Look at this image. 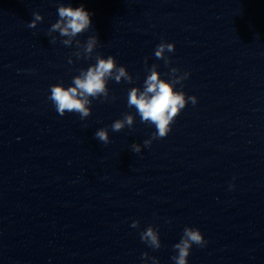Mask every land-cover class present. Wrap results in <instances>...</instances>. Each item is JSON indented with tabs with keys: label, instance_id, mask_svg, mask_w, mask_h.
Listing matches in <instances>:
<instances>
[{
	"label": "water",
	"instance_id": "1",
	"mask_svg": "<svg viewBox=\"0 0 264 264\" xmlns=\"http://www.w3.org/2000/svg\"><path fill=\"white\" fill-rule=\"evenodd\" d=\"M61 3L92 13L76 37L97 36L91 57L47 35ZM33 12L43 20L29 28ZM162 40L168 65L154 55ZM97 54L133 83L110 79L84 120L59 115L50 86L68 87ZM153 64L165 80L187 71L175 90L197 103L145 147L155 125L127 94ZM126 112L133 126L112 131ZM105 126L107 144L94 137ZM149 225L159 249L140 239ZM186 226L207 241L187 264H264V0H0V264H142L145 252L175 264Z\"/></svg>",
	"mask_w": 264,
	"mask_h": 264
},
{
	"label": "clouds",
	"instance_id": "2",
	"mask_svg": "<svg viewBox=\"0 0 264 264\" xmlns=\"http://www.w3.org/2000/svg\"><path fill=\"white\" fill-rule=\"evenodd\" d=\"M57 11L59 18L51 24L47 33L48 36H51L52 42L57 39L52 34L58 32L60 37L63 38L61 41L63 45L72 46L75 44L76 51L74 55L77 59H80L82 55L85 59L91 57L98 44L97 36H89L84 43H81L76 37L89 29L92 13L86 11L83 5L72 7L71 4L65 6L63 3L57 6ZM32 15L34 18L28 24L29 28H35L37 22L43 20L39 12H33ZM173 51L174 44L162 40L156 46L154 55L157 59H162L165 65H168L170 60L165 53ZM68 63H73L71 57H69ZM145 65L147 66V57H145ZM157 68L158 65L156 64L148 67L143 87H131L127 94V106L129 108L135 107L141 122L155 125L156 131L152 134V137L143 141L145 147L150 146L152 140L167 136L171 131V125L175 117L180 114L189 101L193 106L197 103L195 96H187L186 98L182 90H175L177 84H181V88L183 87L182 81L189 76L187 71L181 73L178 68L172 67L165 74L169 79L165 80L160 78L161 74L157 71ZM110 79L117 83L122 79L130 84L133 83V77L124 66L117 65L113 56L109 55L107 58H103L97 54L95 63L89 65L86 69H79V74L72 78V83L68 87H65L62 83L51 85L48 99L59 115L63 116L66 112H75L79 114L81 120H84L91 114L90 105L92 100L97 98L107 100L109 98L107 82ZM133 124L134 116L126 112L121 119L115 120L110 127L112 131L118 132L126 126L131 128ZM94 137L107 144L109 142L108 126L96 130ZM131 149L134 153H139L141 145L133 143ZM230 187L232 186L230 185ZM131 227H139V221L133 220ZM140 239L154 250L161 247L158 229L152 225L147 226L140 233ZM193 244L204 247L207 241L198 228L186 226L179 242L173 245L176 254L171 259L175 264H187V257ZM141 261L142 264H149V261L150 264H159L157 258L154 256L149 257L147 252L141 254Z\"/></svg>",
	"mask_w": 264,
	"mask_h": 264
}]
</instances>
